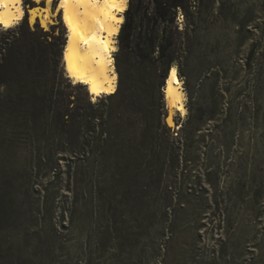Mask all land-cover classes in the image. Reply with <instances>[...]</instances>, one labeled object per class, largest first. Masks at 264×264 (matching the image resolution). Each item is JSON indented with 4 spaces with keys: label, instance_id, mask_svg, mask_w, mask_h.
<instances>
[{
    "label": "rangeland",
    "instance_id": "374dc122",
    "mask_svg": "<svg viewBox=\"0 0 264 264\" xmlns=\"http://www.w3.org/2000/svg\"><path fill=\"white\" fill-rule=\"evenodd\" d=\"M23 1L27 14L11 29L25 19L55 53L50 66L62 70L61 86L89 96L64 72L60 15L44 28L27 11H43L44 2ZM174 25L183 38L193 35L181 68L185 115L170 111L162 91L170 136L185 140L182 158L170 167L166 144L140 145L148 167L164 174L136 179L129 198L122 181L114 194L106 182L101 199L90 195V182L74 183L68 169L69 134L26 123L0 103V264H264V0H196ZM13 38L0 26V43ZM117 50L118 86L128 63ZM141 89L156 125L158 106Z\"/></svg>",
    "mask_w": 264,
    "mask_h": 264
},
{
    "label": "trees",
    "instance_id": "16d2710c",
    "mask_svg": "<svg viewBox=\"0 0 264 264\" xmlns=\"http://www.w3.org/2000/svg\"><path fill=\"white\" fill-rule=\"evenodd\" d=\"M195 1L128 0L117 36V59L125 58L127 69L121 72L116 91L96 101L88 95L73 96L61 86L62 70L57 68V62L50 66L55 53L35 37L36 31L29 28L25 19L16 30L11 28L17 24L5 29L14 38L0 43V103L9 104L26 123L33 121L40 127L68 133L73 158L67 166L73 167V181L88 180V193L97 199L109 191L106 182L113 183L110 189L114 194L122 181L120 194L126 199L136 179L164 174L163 166L159 170L148 167L147 148L140 145L166 144L169 147L166 163L170 167L182 158L179 150L185 140L170 136V128L163 119L162 88L173 64L179 77L184 75L182 60L193 35L183 38L174 23L177 11H185ZM149 3L153 7L151 14L144 11L149 9ZM141 86L148 88L158 106L156 125L150 122L149 111L144 109L145 93ZM92 158L97 161L96 165L90 163ZM109 159L115 162L105 170L103 165Z\"/></svg>",
    "mask_w": 264,
    "mask_h": 264
},
{
    "label": "bare ground",
    "instance_id": "6f19581e",
    "mask_svg": "<svg viewBox=\"0 0 264 264\" xmlns=\"http://www.w3.org/2000/svg\"><path fill=\"white\" fill-rule=\"evenodd\" d=\"M23 2L0 0V26L6 29L23 20L26 13ZM39 2L45 4L43 11L29 7L30 21L39 19L41 26L46 28L50 17L60 15L66 28L61 55L66 76L74 84L84 85L93 101L114 93L118 77L113 52L117 50L116 40L128 0H57L53 10H50L49 0ZM162 91L170 111L185 115L187 96L175 64L166 76ZM167 122L169 125L172 122L170 115Z\"/></svg>",
    "mask_w": 264,
    "mask_h": 264
},
{
    "label": "snow or ice",
    "instance_id": "6c2138e0",
    "mask_svg": "<svg viewBox=\"0 0 264 264\" xmlns=\"http://www.w3.org/2000/svg\"><path fill=\"white\" fill-rule=\"evenodd\" d=\"M37 2H39V0H37ZM49 2H51V0H49ZM5 27H7V25H5Z\"/></svg>",
    "mask_w": 264,
    "mask_h": 264
},
{
    "label": "water",
    "instance_id": "95a60500",
    "mask_svg": "<svg viewBox=\"0 0 264 264\" xmlns=\"http://www.w3.org/2000/svg\"><path fill=\"white\" fill-rule=\"evenodd\" d=\"M170 68H171V66H170ZM170 68L168 69V71H167V74H168V72H169Z\"/></svg>",
    "mask_w": 264,
    "mask_h": 264
},
{
    "label": "crops",
    "instance_id": "0c3cea01",
    "mask_svg": "<svg viewBox=\"0 0 264 264\" xmlns=\"http://www.w3.org/2000/svg\"><path fill=\"white\" fill-rule=\"evenodd\" d=\"M29 9V8H28ZM28 9H27V11H28ZM53 10V9H52Z\"/></svg>",
    "mask_w": 264,
    "mask_h": 264
}]
</instances>
